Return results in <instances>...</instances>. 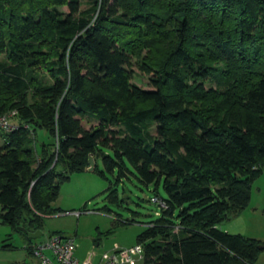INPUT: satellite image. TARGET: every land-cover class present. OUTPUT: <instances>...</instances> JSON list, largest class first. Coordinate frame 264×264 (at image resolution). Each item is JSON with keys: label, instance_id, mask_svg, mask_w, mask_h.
<instances>
[{"label": "trees", "instance_id": "obj_1", "mask_svg": "<svg viewBox=\"0 0 264 264\" xmlns=\"http://www.w3.org/2000/svg\"><path fill=\"white\" fill-rule=\"evenodd\" d=\"M133 63L151 88L131 81ZM11 109L0 223L29 253L27 231L65 211L54 201L89 154L110 203L131 175L153 184L160 209L131 244L143 264H255L264 250L219 226L264 171V0H0V114Z\"/></svg>", "mask_w": 264, "mask_h": 264}, {"label": "rangeland", "instance_id": "obj_2", "mask_svg": "<svg viewBox=\"0 0 264 264\" xmlns=\"http://www.w3.org/2000/svg\"><path fill=\"white\" fill-rule=\"evenodd\" d=\"M84 6L85 4L81 5ZM61 8L66 10V6ZM132 70V82L151 88L147 73L142 72L136 63H133ZM15 115L16 112L11 117L12 120H15ZM37 131L36 141L39 147L42 140L47 141L50 137L43 129ZM97 163L102 167L100 159ZM131 178V180L125 178V182L119 184V196L123 199L118 205L110 203L106 198L108 186L106 179L90 170L72 173L70 179L62 183L54 201L55 205L65 211L44 217L42 233L40 236L32 237V246L40 244L49 235L60 232L74 238L76 257L81 260H86L88 257L95 261L114 246L133 244L136 234L147 221L157 216L160 206L153 200L152 183L146 186L133 175ZM159 193L164 195L161 186ZM115 218L134 220L117 223ZM219 226L230 232H241L264 240V171L252 184L251 199L247 209L223 220ZM3 241L11 242L16 247L6 249L0 247V264H42L34 252L27 251L28 240L22 233L13 230L8 224L0 223V243ZM45 253L51 255L48 249H45ZM138 255L136 254L138 264H143ZM255 264H264V251L259 254Z\"/></svg>", "mask_w": 264, "mask_h": 264}, {"label": "built area", "instance_id": "obj_3", "mask_svg": "<svg viewBox=\"0 0 264 264\" xmlns=\"http://www.w3.org/2000/svg\"><path fill=\"white\" fill-rule=\"evenodd\" d=\"M15 112L16 110H12L10 113L0 114V129L10 130L13 128L11 117ZM75 246L72 236L58 232L49 235L40 244L33 246V252L40 258L42 264H136L138 263L136 254H139V258L142 257L141 244H134L114 246L95 261L88 257L86 260H81L74 255ZM45 249L50 250V256L45 253Z\"/></svg>", "mask_w": 264, "mask_h": 264}, {"label": "water", "instance_id": "obj_4", "mask_svg": "<svg viewBox=\"0 0 264 264\" xmlns=\"http://www.w3.org/2000/svg\"><path fill=\"white\" fill-rule=\"evenodd\" d=\"M94 167H95V158L93 157L92 154H89L87 170L92 171L94 169ZM19 228L21 230H25V227H23V226H19ZM41 233H42V231L40 229H37L34 231H32V230L27 231V234L29 237H37V236H40Z\"/></svg>", "mask_w": 264, "mask_h": 264}, {"label": "crops", "instance_id": "obj_5", "mask_svg": "<svg viewBox=\"0 0 264 264\" xmlns=\"http://www.w3.org/2000/svg\"><path fill=\"white\" fill-rule=\"evenodd\" d=\"M86 170H87V169H86ZM247 206H248V205H247ZM245 209H247V207H246ZM245 209H244L243 211H245ZM243 211H242V212H243ZM254 211H255V210H254ZM254 211H253V212H254ZM253 237H255V236H253ZM257 238H258V237H257ZM259 239H261V238H259ZM262 240H263V239H262ZM263 241H264V240H263ZM263 251H264V250H263ZM263 251H261L260 254L263 253ZM74 255H75V250H74ZM77 258H78V257H77Z\"/></svg>", "mask_w": 264, "mask_h": 264}]
</instances>
